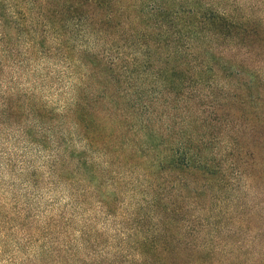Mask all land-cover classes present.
<instances>
[{"label":"rangeland","instance_id":"374dc122","mask_svg":"<svg viewBox=\"0 0 264 264\" xmlns=\"http://www.w3.org/2000/svg\"><path fill=\"white\" fill-rule=\"evenodd\" d=\"M72 1L0 0L5 10L7 6L25 14L21 23L5 17L0 26V264H136L141 260L139 245L157 233L186 248L212 243L232 250L240 245L252 250L246 253L248 264H260L264 160L256 180L239 177L218 202L195 201L192 191L181 193L174 186L164 190L166 174L156 179L155 171L140 164L141 155L128 161V149L142 139L130 131L141 111L126 107L125 102L131 103L127 90L133 94L138 84L129 86L120 67L112 68L120 77H113L115 96L98 106L97 122L105 126L100 145L87 141L77 124L78 105L102 90L85 68L90 53L77 41V0ZM232 2L247 3L253 12L250 7L258 0ZM257 8L263 18L264 9L259 4ZM65 34L69 40L63 42ZM129 46L119 38L107 48L95 45L93 51L100 57L108 52L110 63L117 59L111 50L117 49L127 66L134 54ZM77 48L85 64L81 70ZM83 75L89 78L81 85ZM138 98L133 95L137 105ZM168 98L164 92L150 109L155 115L153 133L161 138L167 129L195 120L196 137L209 141L210 115L197 108L184 113L182 101ZM113 102L131 117L119 115ZM113 122L119 123L117 130ZM218 141L220 153L232 151L225 137ZM239 144L254 160L258 154L249 149L264 146L253 137ZM170 199L178 203L179 214L167 227L158 215L170 208ZM213 229H218L216 238Z\"/></svg>","mask_w":264,"mask_h":264},{"label":"trees","instance_id":"16d2710c","mask_svg":"<svg viewBox=\"0 0 264 264\" xmlns=\"http://www.w3.org/2000/svg\"><path fill=\"white\" fill-rule=\"evenodd\" d=\"M64 1L73 4L72 0ZM217 2L229 0H77L76 4L77 41L90 53L85 67L77 48V70L88 69L102 90L94 99H84L78 105L77 124L86 133L87 141L100 145L98 140L105 126L97 122L98 106L115 96L113 84L117 82L113 77H120L112 68L120 67L127 74V83L138 84L133 94L127 90L131 103L125 102L126 107L133 113L141 111L130 131L140 133L142 139L128 149L129 163L137 155L143 156L140 164L155 171L156 179L166 174L164 190L174 186L181 193L192 191L195 201L210 198L218 202V196L239 177L256 180L263 164L260 161L264 160V146L249 149L258 154V160H254V155L239 144V140L249 141L252 137L264 144V17L255 9L258 4L264 9V0L250 7L253 12L249 16L237 8V15L230 18L216 9ZM5 17L15 18L16 24L25 21L24 13L7 6L5 10L1 2L0 26ZM66 35L63 42L69 40ZM119 38L128 40L134 51L127 66L122 65L124 59L117 49L111 50L117 59L110 63L108 52L100 57V52L93 51L95 45L107 48L110 41ZM88 78L83 75L80 84L84 85ZM146 90L150 95L145 94ZM164 92L168 100L185 104L184 113L192 114L197 108L203 115H210L209 141L196 137L195 120H186L180 129H167L161 138L153 133L155 115L150 109L156 100L162 101ZM134 94L139 95V105L133 101ZM87 103L90 108L84 105ZM112 104L119 115L131 117L119 104ZM111 124L114 130L120 127L119 123ZM166 137L169 143H165ZM221 137L231 147L230 153H220ZM146 172L149 179L153 177ZM169 205L158 215L167 227L179 214L174 199L169 200ZM212 231L216 238L218 229ZM163 234L157 233L139 245L141 260L136 264H248L246 253L252 251L240 245L232 250L221 249L212 243L186 248L172 244ZM258 261L264 264V258Z\"/></svg>","mask_w":264,"mask_h":264},{"label":"clouds","instance_id":"9594fccd","mask_svg":"<svg viewBox=\"0 0 264 264\" xmlns=\"http://www.w3.org/2000/svg\"><path fill=\"white\" fill-rule=\"evenodd\" d=\"M216 9L222 12L226 17L236 16V9L239 8L244 12L245 15L249 16L251 13L249 11V5L247 3L241 2L239 4L233 3L232 0H229L228 3L217 2L215 5ZM190 7L195 8V5H190Z\"/></svg>","mask_w":264,"mask_h":264}]
</instances>
